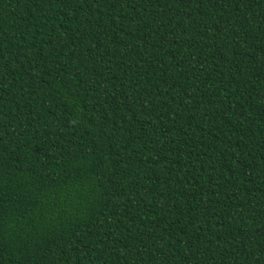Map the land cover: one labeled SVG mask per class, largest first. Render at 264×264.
<instances>
[{
	"label": "trees",
	"instance_id": "16d2710c",
	"mask_svg": "<svg viewBox=\"0 0 264 264\" xmlns=\"http://www.w3.org/2000/svg\"><path fill=\"white\" fill-rule=\"evenodd\" d=\"M0 175V264H264V0H0Z\"/></svg>",
	"mask_w": 264,
	"mask_h": 264
},
{
	"label": "snow or ice",
	"instance_id": "6c2138e0",
	"mask_svg": "<svg viewBox=\"0 0 264 264\" xmlns=\"http://www.w3.org/2000/svg\"><path fill=\"white\" fill-rule=\"evenodd\" d=\"M83 167V166H81ZM39 179V177H37ZM51 183L48 180L45 184H48L46 190H41L39 183L35 184V187H29L27 190L21 193L17 199L27 198L34 203L29 206L28 209L23 213L24 216L39 219V223L35 225L37 231L41 228H47L50 221H56L57 217L61 219H66L69 217L70 213L67 208L62 207L64 201H68L71 205L72 212H76L77 205L80 204L82 199H86L90 194L89 189L86 185H77L75 188L65 187L64 190L58 186V182L55 177L50 178ZM3 177L0 175V187H3ZM43 214V216H42ZM43 217H48L46 220ZM4 220L0 217V227H3ZM28 221L25 220L23 224L10 225V227L16 228L18 231L21 230L24 224ZM36 233L33 232V235Z\"/></svg>",
	"mask_w": 264,
	"mask_h": 264
}]
</instances>
